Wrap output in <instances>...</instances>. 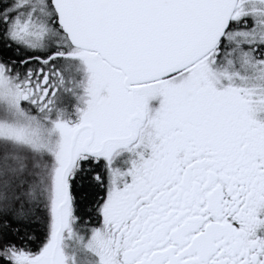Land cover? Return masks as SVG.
I'll return each instance as SVG.
<instances>
[{
  "label": "snow or ice",
  "instance_id": "1",
  "mask_svg": "<svg viewBox=\"0 0 264 264\" xmlns=\"http://www.w3.org/2000/svg\"><path fill=\"white\" fill-rule=\"evenodd\" d=\"M0 264H264V0H0Z\"/></svg>",
  "mask_w": 264,
  "mask_h": 264
}]
</instances>
